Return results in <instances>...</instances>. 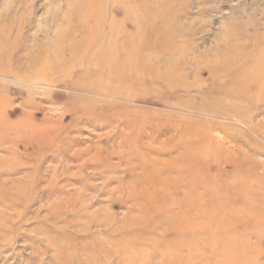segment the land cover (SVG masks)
<instances>
[{
  "label": "rangeland",
  "instance_id": "rangeland-1",
  "mask_svg": "<svg viewBox=\"0 0 264 264\" xmlns=\"http://www.w3.org/2000/svg\"><path fill=\"white\" fill-rule=\"evenodd\" d=\"M90 1L0 0V264H264V60L228 55L262 40L264 0L125 5L138 73L155 68L140 54L153 38L198 49L190 90H177L181 70L135 89L110 77L118 98L93 89L88 63L62 64L113 17L90 20L115 0ZM203 88L210 111L235 113L192 110Z\"/></svg>",
  "mask_w": 264,
  "mask_h": 264
},
{
  "label": "bare ground",
  "instance_id": "bare-ground-1",
  "mask_svg": "<svg viewBox=\"0 0 264 264\" xmlns=\"http://www.w3.org/2000/svg\"><path fill=\"white\" fill-rule=\"evenodd\" d=\"M97 1L98 0H96V1L93 0L92 3H97ZM90 2L91 1L88 0V3H90ZM104 5H105L104 8H97L96 9V7H95V8L90 9V11H89L90 20L95 21L96 19L101 18L103 15H105L106 9L108 11H110L111 14H113V17L110 20H108L107 22L104 21L103 24L101 23L100 25H97L96 27L92 26L91 28H88L87 34H88V36H90V39H88V41L83 44L84 48L82 50H79V52L76 53V57H74L75 60L73 61V63L71 62L69 64L68 63L64 64V63H62V61H59L60 63H62L64 65V67H66L65 69L72 67L73 64H75L76 62H81L82 64L88 63L87 75H88V77H90V79L94 78L93 80L95 81V85H93V89H95L97 91H105L106 90L108 93L111 94V96H115L117 98L121 96L122 90H120V89L116 90V89H112V88L110 89L109 88L111 86V82H113V81L112 80L110 81V79L108 80V78H110V77L114 78V76L117 79L116 81L118 84H122L126 87L135 89V88H138V86H141V83L146 81V80L154 81V83L156 82V80L157 81L159 80L158 82H156V84H157V83H160V80L170 79L171 75H172L171 72L173 70H175V71L181 70L182 73L180 75V78H178V80L175 81L176 85L178 86L177 90L179 91V90H183V89H186V90L191 89V86H189L190 84H188L185 80L184 71L186 68H188L187 67L188 64L186 63L185 59L188 56H190L192 53L197 52V49H198L197 45H195V46L188 45V43L186 41L182 40V38L181 39L177 38L176 34L173 37H171L170 39H158L159 37L153 38L151 42H147L143 45H140L141 51H143L140 54L143 55L145 58L147 57L149 60H151V62H154L156 64L155 68L153 67L148 72H144V73L140 74L134 70V68H136V66L140 64V60L138 61L136 58L133 60L134 57H132V55H135V54L137 56L139 51L134 52V48H132L133 52H131L132 50L130 51L128 49L131 52L130 53L126 49L123 38L126 37V35L124 36V34L126 33L125 29H126V27H128L127 26L128 24H126L125 17H120L118 15L121 12V9L124 8L125 5H129L132 8H134L135 6L137 7L139 5V0H115V1H113V3L107 2V5L105 3H104ZM151 7L155 8L156 6L151 5ZM132 27H135V26L133 25ZM152 29L154 32L158 31L159 30V24L153 26ZM100 32L105 34V36L100 37V35H99ZM128 45H131V44H128ZM217 47L220 48L221 47L220 44H218ZM249 47H250L249 44L241 45L239 47H236L235 49H232L228 53V55L237 56L239 58H242V57L248 55L249 53L250 54L253 53L255 57H259L260 59L264 60V54H263L264 53V36L262 37V40L258 43L256 48L250 49ZM94 53L96 54V58L91 59L90 55L94 54ZM165 56L168 58H165L166 60L162 61ZM127 57L129 58L130 61L126 64H122L121 60L125 59ZM125 61H126V59H125ZM252 62H250V63H252ZM253 64H256V63L253 62ZM255 67H256V65H255ZM237 68H240V66ZM219 69H220V66L218 65L213 70V74H212L213 79L215 78V73L217 71L220 73L221 70H219ZM251 69H252V67H247V68L244 67L243 70L242 69H240L238 71L234 70V72L236 74L237 73L238 74L243 73V75L245 73L244 76L241 75L242 76L241 78L243 80V77L245 78V76L247 75L246 73H249V71ZM259 69H260V71L262 70L264 72V65L261 66ZM68 70H70V69H68ZM251 72H252V70H251ZM254 72H253V74H254ZM256 72H258V71H256ZM221 73H223V72H221ZM38 74H42V73L39 72ZM198 74L199 73L197 72L196 75H198ZM25 75L26 74L23 73V74L18 75V76H21L23 78V76H25ZM220 75H218V77H220ZM226 76H228V75H226ZM239 76L240 75H237V77H239ZM246 78H248V77H246ZM97 79H100L101 81L98 83ZM234 80H235V78H234ZM237 80L238 79H236V82H237ZM233 83H235V81ZM242 83H244V80L241 81V84ZM230 85H232V84H229V86ZM227 86H224V87H227ZM258 87H259V85H258ZM204 88L200 89V90L196 89L197 93H198L197 97H199V98L187 101V105L190 106V108H192V110H194L196 112H199L201 110H205L206 112H208L207 116H214V117H221V118L222 117L229 118L235 113L234 109L232 111L231 110L230 111H225V110L224 111H217V110L216 111H210L206 106H210L209 108L212 109L213 104H212V102H211V104L209 103L207 95H205V96H204V94L202 95V91L204 90ZM223 89H225V88H223ZM207 90H208L207 94H216L218 96H221V98H223V97H229L230 98L233 96L235 97L234 94H230L226 91H223L222 88L218 85H213V87H207ZM227 91H229V89H227ZM235 94L236 95L241 94L243 96L242 91H241V93L235 92ZM165 99L170 100V97L165 96ZM189 145L190 144H188V142L187 143L185 142L184 147L186 148V150L190 149L191 146H189ZM202 148L200 147L198 150L197 149L193 150V148H191L192 151H194L191 153L197 154V151L201 152L200 149H202ZM159 151H161V150H159ZM188 155H189V153H183L181 158L185 159Z\"/></svg>",
  "mask_w": 264,
  "mask_h": 264
}]
</instances>
